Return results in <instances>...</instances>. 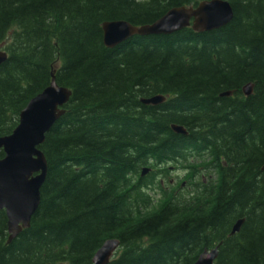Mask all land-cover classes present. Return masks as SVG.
<instances>
[{
	"label": "trees",
	"instance_id": "1",
	"mask_svg": "<svg viewBox=\"0 0 264 264\" xmlns=\"http://www.w3.org/2000/svg\"><path fill=\"white\" fill-rule=\"evenodd\" d=\"M200 1L0 0V138L53 76L72 92L40 146L30 228L9 244L0 212V264H92L110 240L109 264H195L219 244L215 264H264V0H225L234 18L216 31L103 44L105 22L151 25Z\"/></svg>",
	"mask_w": 264,
	"mask_h": 264
},
{
	"label": "water",
	"instance_id": "2",
	"mask_svg": "<svg viewBox=\"0 0 264 264\" xmlns=\"http://www.w3.org/2000/svg\"><path fill=\"white\" fill-rule=\"evenodd\" d=\"M234 12L225 0L202 1L193 7H181L170 10L165 16L151 25L132 26L126 21L105 22L102 25L103 44L114 49L122 43L147 36H171L188 27L196 33L219 30L232 23ZM7 60V54L0 50V66ZM244 94L252 95L253 85H247ZM72 92L57 85L54 76L50 85L29 101L20 113L19 124L10 136L0 138V212L7 218L8 243H12L24 230H28L31 221L40 207L41 190L46 182L48 165L40 146L46 135L65 115V106ZM231 92L221 95L230 97ZM165 102L162 96L143 99L144 105L160 106ZM177 135L188 136L183 127L173 125ZM150 170L144 169L142 177ZM264 172V167L262 169ZM244 219L238 220L230 233L240 232ZM117 240H110L96 252L92 264H109L119 248ZM219 244L213 250H205L195 264H214L219 255Z\"/></svg>",
	"mask_w": 264,
	"mask_h": 264
},
{
	"label": "rangeland",
	"instance_id": "3",
	"mask_svg": "<svg viewBox=\"0 0 264 264\" xmlns=\"http://www.w3.org/2000/svg\"><path fill=\"white\" fill-rule=\"evenodd\" d=\"M178 176L182 177L181 175H178V174L175 175V173H173L172 175H170V178H169V179L174 180V179L177 178Z\"/></svg>",
	"mask_w": 264,
	"mask_h": 264
},
{
	"label": "bare ground",
	"instance_id": "4",
	"mask_svg": "<svg viewBox=\"0 0 264 264\" xmlns=\"http://www.w3.org/2000/svg\"><path fill=\"white\" fill-rule=\"evenodd\" d=\"M248 85H249V84H248ZM246 86H247V85H246ZM246 86H245V87H246ZM245 87H244V88H245ZM244 88H243V90H244ZM243 90H242V93H243V95L246 97V95L244 94ZM160 96H161V95H160ZM230 97H231V96H230ZM262 169H263V168H262Z\"/></svg>",
	"mask_w": 264,
	"mask_h": 264
},
{
	"label": "flooded vegetation",
	"instance_id": "5",
	"mask_svg": "<svg viewBox=\"0 0 264 264\" xmlns=\"http://www.w3.org/2000/svg\"><path fill=\"white\" fill-rule=\"evenodd\" d=\"M185 185V184H184Z\"/></svg>",
	"mask_w": 264,
	"mask_h": 264
}]
</instances>
